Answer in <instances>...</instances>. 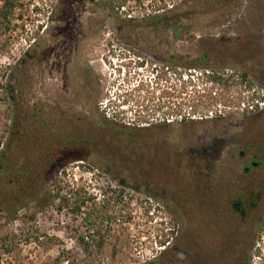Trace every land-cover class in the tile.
Listing matches in <instances>:
<instances>
[{
	"label": "rangeland",
	"instance_id": "obj_1",
	"mask_svg": "<svg viewBox=\"0 0 264 264\" xmlns=\"http://www.w3.org/2000/svg\"><path fill=\"white\" fill-rule=\"evenodd\" d=\"M18 1L23 19L0 35V155L18 114L34 126L36 164L26 206L12 211L0 202V264H177L168 248L174 223L166 209L173 206L123 185L113 171L141 169L144 155L167 161L172 144H180L182 163L206 160L201 145L211 118H220L221 134L223 123L254 103L242 74L257 95L264 85V0ZM174 16L190 28L176 33L167 25ZM203 53L215 71L233 76L230 93L202 70L167 68L169 55ZM67 59L73 97L61 86ZM67 97L73 112L84 113L74 137L62 124ZM148 125L160 129L165 153L121 148L144 144L129 132ZM81 135L99 147L81 146ZM76 202L82 208L73 213ZM87 225L94 233L82 243ZM260 244L250 264H264V232Z\"/></svg>",
	"mask_w": 264,
	"mask_h": 264
},
{
	"label": "flooded vegetation",
	"instance_id": "obj_2",
	"mask_svg": "<svg viewBox=\"0 0 264 264\" xmlns=\"http://www.w3.org/2000/svg\"><path fill=\"white\" fill-rule=\"evenodd\" d=\"M67 63L68 59L64 67L67 74L61 86L69 96L74 81L69 76L70 63ZM260 87V94L252 105L244 108L234 121L222 124L221 134L215 132L220 118H211L215 125L209 131V142L201 145L206 152L203 163H182L178 153L180 144H172L167 161H160L162 155L158 159L154 154L151 161L150 156L144 155L141 158H146L147 164L141 169L113 171L123 185L173 206L166 209L174 223V235L168 248L173 250L177 264H250L253 249L261 246L264 232V85ZM65 101L62 124L65 133L74 137L71 134L76 126L81 128L84 113L73 112L69 98ZM129 135L131 138L144 137V144L139 145L141 141L135 140V147L128 143L121 147L123 150L134 153L137 148L144 152L165 153L160 129L148 125L138 132L131 130ZM81 138V146H88L91 152L99 147L91 135H81ZM136 157L128 161L135 163Z\"/></svg>",
	"mask_w": 264,
	"mask_h": 264
},
{
	"label": "trees",
	"instance_id": "obj_3",
	"mask_svg": "<svg viewBox=\"0 0 264 264\" xmlns=\"http://www.w3.org/2000/svg\"><path fill=\"white\" fill-rule=\"evenodd\" d=\"M62 1L68 6L76 0ZM18 2V0H0V35H4L11 30L15 19H23L21 12L16 15L18 7L22 6V4ZM36 10L39 11L40 9L36 7ZM164 16L166 15H159L150 18L149 20L159 21L160 18L162 19ZM173 19H175L174 24L171 25L168 23L167 25L173 26V30L176 33L180 30L190 28L189 26L180 23L181 19L179 16H174ZM165 60L168 69L175 67L176 69L180 68L186 71L202 70V74L207 78V82L212 83L214 88L218 86L222 91L224 90L229 93L234 88L235 81L232 79L233 76L225 75V73H220L212 68L209 53H203L196 58H192L189 55L172 54L167 56ZM247 78L248 75L243 73L242 82L247 81L245 91L248 92V98L250 101L247 102L248 105H250V103L254 102L257 92L255 89L256 83L247 80ZM261 78L264 79V77ZM190 82L193 81L191 80ZM240 93H242V90H240ZM15 115L16 121L13 122L10 138L0 155V202L3 204L9 203V210L11 209L12 211L19 210L26 206V200L23 197L27 196L28 191L33 185L34 177L32 170L33 166L36 164L31 154L30 146L31 141L37 138L35 137L36 134L33 131L34 126L31 122L29 121L30 123L28 124L27 119L21 120V117H19L18 114ZM21 153H24V157L20 156ZM45 156V154H42L41 157H39V160H43ZM25 176L27 177L26 179ZM29 176L31 177L30 179H28ZM54 195L59 196L58 193H55ZM62 200L65 204H68L67 197L62 196ZM82 204H84V201ZM80 210L81 204H78L77 202L71 208L73 213H78ZM15 218L16 217L12 215L9 220H14ZM80 242L84 243L82 237L80 238ZM102 244L103 242L100 241L99 246H102Z\"/></svg>",
	"mask_w": 264,
	"mask_h": 264
},
{
	"label": "built area",
	"instance_id": "obj_4",
	"mask_svg": "<svg viewBox=\"0 0 264 264\" xmlns=\"http://www.w3.org/2000/svg\"><path fill=\"white\" fill-rule=\"evenodd\" d=\"M125 10V9H124ZM135 13V12H134ZM141 14H142V12H141ZM127 18H133V15L131 14V13H128L127 15ZM142 16H144V15H142ZM82 208V207H81ZM63 211H65V210H63ZM83 216H85V213L84 212H82L81 213ZM94 233V229H92L89 225H87V227H86V229H85V231H84V233H83V239H84V241H89L90 240V237H91V235Z\"/></svg>",
	"mask_w": 264,
	"mask_h": 264
}]
</instances>
